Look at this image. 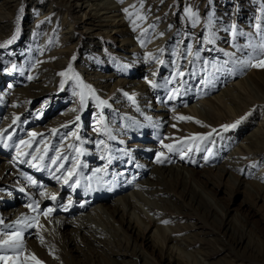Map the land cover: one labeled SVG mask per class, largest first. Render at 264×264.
<instances>
[{
	"label": "rangeland",
	"instance_id": "rangeland-1",
	"mask_svg": "<svg viewBox=\"0 0 264 264\" xmlns=\"http://www.w3.org/2000/svg\"><path fill=\"white\" fill-rule=\"evenodd\" d=\"M3 1L0 0L1 7ZM107 1L128 9L127 20L113 16L103 22L99 17L92 28L89 13L83 17L81 12L68 10L64 6L67 0H37L41 8L36 5L34 9L31 0H19L15 9L0 12V15L5 14L0 19V45H4L0 47V124L10 122L9 131H0V232L5 233L0 235V240L19 231V238L14 240L20 239L26 247L18 245L16 253L9 250L0 255L19 258L23 251L27 256L25 264H143L122 256L112 262L115 256L105 254L106 251L98 247L96 250L84 248L82 243L77 245L79 250H70L65 248L63 240L71 236L73 228L61 229L57 235L52 229L45 231L40 227L42 234L46 232L47 239L50 238L47 240L45 236L40 239L35 225L43 221L47 209H52L47 215L53 220L72 219L79 223L85 218L97 224L103 235L98 240L105 238L113 246L118 241L113 229L118 230L120 225L117 218L110 219L116 201L115 192L110 189L122 186L121 182L124 186L118 173L129 171L134 162L130 158L147 154L149 162L144 163L149 165L144 167L139 163V168H146L140 176L143 180L155 183L157 178L150 177V170L163 161L171 166H184L191 173L171 181L167 185L169 193L161 195L162 200L172 202L174 210L159 199L158 205L168 210L165 215L154 217L138 206L152 223L136 240L147 264H188L177 256V251L170 252L168 241L161 245L148 240L154 231V220L169 229L192 226L193 229L181 234L168 229L166 235L187 245L185 252L193 257L190 264H194V259L199 262L201 252L220 249L222 245L218 240L226 245L231 243L228 226L237 230L243 244L229 246L228 252L214 256L209 263L264 264V193L252 185L258 177L264 186V156L256 158L255 162L243 155L239 157L238 163H245L243 169L240 173L230 172L236 184L228 175L220 173V168L228 164L225 157L237 151L241 137L264 125V67L256 66L264 61V0H168L169 4L167 0ZM92 3L100 2L93 0ZM189 8L196 14L194 17L188 14ZM44 9H50L51 14L45 19H36ZM112 23L122 24L117 33L106 31L107 25ZM65 28H71L74 38L69 53L60 58L64 64L47 60L50 65L43 72L38 66L40 58L62 50L60 41ZM165 35L169 40H165ZM9 40L12 42L8 43ZM155 44L161 45L164 56L150 57ZM184 66L189 78L177 72L178 69L183 72ZM62 72L66 75L61 76ZM108 75H113V80L108 82L110 85L120 81L111 91L100 84V77ZM246 78L241 92L230 91L229 98L225 99L229 110L216 104L215 95ZM153 83L158 86L152 87ZM143 88L153 95L149 103L142 100ZM187 94L192 96L183 100ZM199 97V101H210L213 106L201 105L199 110L191 111L189 107L195 106L192 101ZM173 98L176 105H169L165 113H178L171 116L172 125L165 133V129L158 126L157 115L163 113L162 106L158 105H162V100L168 102ZM71 105L74 108L67 111ZM234 124L235 127L227 130L223 127ZM18 129L20 133H16ZM32 133L37 135L33 137ZM21 141L31 142V145ZM99 141L104 143L98 146ZM226 142L222 152L214 151L213 147ZM170 144L173 145L171 151L165 147ZM244 145L242 143L240 148ZM37 148L39 151H34ZM158 152L162 155L156 157ZM33 155L44 156V159H33ZM63 157L71 160H66L63 170L55 175L59 170L51 171L55 169L51 161L57 159L60 164ZM77 161L79 177L76 180L69 167ZM5 165L19 175H11V170L3 171ZM105 167L108 175L99 180L103 177L95 170ZM136 169L131 172L139 174ZM49 176L52 180L56 177L55 181H46ZM133 177L138 180L136 175ZM125 187L124 190L129 189ZM193 189L212 202H207V209L203 207L205 203L198 207L184 197L183 192ZM91 190L96 196L99 192L107 195L95 198ZM41 193L55 196L56 200L41 202L38 200ZM126 193L130 195V191ZM66 205H70L71 212L66 211ZM33 208H37L34 212L37 218L27 224L31 225L28 228L33 236H24L22 230L26 226H21L25 222L13 225V217L16 213L33 214ZM95 209L104 215L96 217ZM44 242L43 251L41 243ZM6 264H10L9 261Z\"/></svg>",
	"mask_w": 264,
	"mask_h": 264
},
{
	"label": "bare ground",
	"instance_id": "bare-ground-1",
	"mask_svg": "<svg viewBox=\"0 0 264 264\" xmlns=\"http://www.w3.org/2000/svg\"><path fill=\"white\" fill-rule=\"evenodd\" d=\"M63 1L66 2V0H63ZM67 1H68V3H66V5H64V6L66 8H68V10L81 12L83 17H86L87 13H89L88 16H90V18H92V19H90V22L93 23V24H90L92 28H93V26H95V21H97V20L99 21V17L102 18L103 22L107 19L113 18V16L116 17L115 19L123 17V19L125 18L127 20L126 8L121 6V5L115 6V5H113L114 2L111 3L107 0H99V2H100L99 4H94V3H92L93 0H67ZM18 2H19V0H4L1 3V5L3 7L0 6V12L2 10L5 12L7 10L11 11L12 9H15ZM169 3H170V1L167 0L166 4H169ZM31 4L33 5V9H34L35 6L38 5L37 0H31ZM38 6H39V8H41V4H39ZM91 8H94V9H91ZM83 10H85V11H83ZM4 12H2V14L0 15V19H3V17H4L3 15H5ZM50 14H51L50 9H46V10L44 9L42 12L37 14L36 19L39 17H41L40 20L45 19ZM0 22H1V20H0ZM113 23L107 25V27H109V28H107L106 31H109L110 33L111 32L117 33L118 26H121L122 24L115 26V25H113ZM125 23L127 26H129V23L128 24H127V22H125ZM99 27H101V26H99ZM162 32H163V30H162ZM73 38H74V32L71 30V28H65L63 30L62 39L60 41V42H62L60 44V49H62V50L57 49L54 52H49V53H47V55L41 57L40 58L41 62L38 64L39 69L43 70V72L47 69V65H50V64L46 63L47 60H53L54 59L55 64L63 65L64 61L60 58H63V56H66V54L69 53V51H70L69 46H70ZM166 39L169 40L168 35L165 37V40ZM125 42H126V39H123L122 43H125ZM160 47H161V45H158V44H155V46L152 47L153 49L150 52L153 55L150 56L151 58L158 56V55L164 56L165 51H163V49ZM42 50L44 51V53H46V51L44 50V46H43ZM186 71H187V69L184 66L183 73L186 76V78H189V77H187ZM45 74L48 75V73H45ZM100 78H101L100 84L104 88H108L110 91L115 88V84L117 82H120V81H117L114 84L110 85L108 82L110 80H113V75H108L106 77L101 76ZM49 79H51V77H49ZM247 80L248 79L246 78L244 80L236 81L233 83V86L231 89H225L223 92L215 95L213 97V99L215 100L216 104H219L221 108L225 106L229 110L228 105H227L228 100H225V99L229 98L228 97L230 94L229 92L230 91L236 92L237 90H239L236 92L238 94L239 92H241L240 90L244 87L243 84ZM141 91H143L142 100L144 102L149 103L152 100L153 95H150V92L148 90H146L145 88L141 89ZM47 92H45L44 94H46ZM191 96H192L191 94H187L182 99L187 100ZM37 97H41V96H37ZM30 98H32V96H30ZM30 98H28V100ZM171 100H173V102ZM175 100H176V98L170 99L168 102L162 100V102H163L162 105H158V106H162L161 112H163V113H160L159 115H157V118L159 121L158 126L164 128L165 133L169 132L168 129L172 125V121H173L172 117L175 116V113L176 114L178 113L176 111L170 112V114L165 113L168 111L169 105H171V106L176 105L175 103H177V101H175ZM199 100H200V97L198 99H195L192 101L195 104V106L189 107V109L191 111L193 110V108L199 110L201 108L200 107L201 105L209 104V105L213 106V104H211L210 101H207V100L199 101ZM25 102H27V100H25ZM72 107L74 108V106L71 105V107L67 111H70ZM174 107H172L171 109H173ZM66 113H68V112H66ZM204 114H208V112L207 113L204 112ZM195 115L200 117L197 113ZM9 123L10 122L8 120V121H5L4 123L0 124V131H9ZM193 129H194V131H197V130H195V128H193ZM18 132H19V129L17 130L16 133H18ZM240 141H241V143H240L239 147H236L237 151L235 153H231L230 155H227L228 157H225V159L228 160L227 167L220 168V173L228 175V177L232 181H233V179H232L233 177H232L230 172L237 171L238 173H240L241 169H243V166L245 164V163H243L244 161L241 163H238L239 160H237V159L239 157H241L243 155V156H246L248 158H251L252 162H255L257 160L256 158L262 159V157L264 156V125L262 128L257 127L255 129H251L249 131V133L244 134L241 137ZM242 143H244L245 145L243 146V148H240V147H242L241 146ZM227 144H228V142H226L223 146H221L222 145L221 144L218 148L213 147L214 151L215 152H222V150L224 149V146H227ZM152 150H155V148H152ZM158 154H159V152L155 154L156 157L158 156ZM148 157L149 156L147 154H143V155L137 156L136 158H130V159H133L134 162L131 164L129 171L128 172L122 171V173H118V177H119V179H121L124 182V186H123L122 182L120 184L122 186L117 185L114 188H112L113 186H111L112 189H110V192H112L113 194L115 192L114 197H115L116 201H115V206L113 208V211L111 212V218L110 219L113 220V219L117 218L119 221V225H120L118 230L113 229L115 231V235H117L116 237L118 239V241L115 242L113 246L109 245L106 242L105 238H104V240H100V239L98 240L100 235L103 237V235L101 234V228L97 224H91L88 220H85V218H84V220L80 221L79 223H75V220H72V219L59 221L57 219L56 220L51 219L50 215H46L44 218H42V220H43L42 222H40V223L37 222L35 225L36 226L35 231L37 234H39L40 239L46 237V232L43 235L42 234L43 231L40 227H44L45 231H46V229L47 230L52 229V231H54V233L57 235L60 234L61 229H64V228L67 229V227H70V228H73L72 229L73 231L71 232V236H68V237L64 238V240H63L65 248H71L70 250L77 251V250H79V249H77L78 243H82L84 245V248H88V249L91 248V249L96 250V247H98L102 251L105 250L106 251L105 254L107 253V254H110V256H115L116 258L114 259V261L112 260V262H116L117 260L120 259L119 256H122V257H130L133 259L135 258L136 263L137 262H140V263L143 262V264H147L145 258L141 255L139 249L137 248L136 240H137L138 236H140L141 234H144L145 231L148 230V228H150L152 223L150 220H148L147 217H145L141 213L138 206H141L143 209L146 210V212L148 214H151V216H154V217H156L157 215H165V213L167 214L168 210L166 208H164L165 206L161 207L158 205V202H157L158 199H159V201L161 200V201L165 202L166 204H168L167 206L172 208L173 207L172 202H170V200H162L161 195L162 196H163V194L167 195V192H168L167 185L171 181L175 182V179L179 180V179H182L183 176L187 177V176H189V174H191L187 170V168H185L184 166H181V165L171 166V165H169V163L163 164V162H164L163 161L162 165L156 166L154 169L150 170V177L156 176V178H157V181L155 183L150 182L147 179L143 180V178L141 179L140 176L143 174V172H144L143 170H146V168L145 169L143 167L139 168V163H140V165L142 163L141 166H144V167H145V165H149V164L144 163V162H149ZM138 159H140V162L136 161ZM36 160H39V158L37 157ZM66 160L69 162L71 159H64L62 162H60V164H64L65 162H67ZM142 160H143V162H142ZM233 162H235L236 165L233 164ZM57 163L58 162L56 159V163L54 166L55 169L51 170L52 172H56L57 170H59L55 175H58L63 170V168L59 167L60 164H57ZM223 163L226 164V162H223ZM229 163H231V165H229ZM77 164H78V161H77V163H75L74 165H71L69 167V172L70 173L74 172V177H76L75 178L76 180L78 179L77 177H79V174H78L79 171L77 170L79 165H77ZM38 165H40V164H38ZM2 167H3L2 168L3 171L11 170L12 171L11 175H16V176L19 175V173H16V171L14 169L8 168L6 165L2 166ZM134 168L135 169L138 168V169H136V172H138L139 174H135V173L131 172ZM150 168H152V165ZM99 170L100 171H97V170H95V171H96V173H98L100 175L99 176L100 178L103 177L102 179H99V180H103L104 177H106L108 175L107 174V168L105 167V168L99 169ZM135 175L138 178L137 181L134 180L133 176H135ZM55 178L56 177H54V179L52 180L49 176L48 177L49 180L47 179L46 181H49V182L55 181ZM66 179L67 178H65V180ZM65 180H63V183ZM234 184H236V182H234ZM252 185L258 191H260L261 193L262 192L264 193V186L261 183L260 178L257 177L256 180L253 181ZM125 186H128L129 189L124 190V188H126ZM246 188H248V187H246ZM127 191H130V195H128L126 193ZM186 192H183L184 197L186 196L187 199H189L190 201L195 203V205H197L198 207L203 205V203H205V205L203 207L207 209V206H206L207 202L212 203L209 199H207L208 197H205V195L203 193H201L200 191H198L197 189H193L191 191L187 190ZM90 193H92V196L95 198H97V197L104 198L102 196L107 195V193L102 195L103 193L101 194V192H99V194L96 196V193L95 192L93 193L92 190ZM116 196H119V197L116 198ZM35 197L38 198L39 196L36 194ZM132 199L137 203V205L135 204V202L132 201ZM38 200H40L41 202L51 201L52 203L54 201L46 193H45V195H42ZM69 206L66 205L64 208L66 209V211L69 210L71 212L72 210L69 209ZM172 210H174V208H172ZM94 211H95L94 215L98 218H99V216L101 217L104 215L103 213H101V210L95 209ZM34 212L35 211H33V214L27 213L24 215H19V213H16L13 217L14 218L13 225L18 224L17 221L25 222L24 225H22L23 223L19 224V225H22L21 227L26 226V229L24 228V230H22V233L25 234L24 236H30V237L33 236V234L30 233V228H28L29 225H27V224H29L30 221H33L37 218V216H34ZM175 214H177V212H175ZM6 215H8V214H6ZM160 225L161 224L160 223L158 224V222H156L155 220L153 221L154 231L149 235L148 240L150 239V240H152V242H154V243L157 242L156 244L160 243L161 245H163V244L165 245L166 241H168L171 244L169 247L170 252L175 253L177 251V256H179V258L184 260L186 263L190 264L189 262L193 260V257H191L188 253L185 252L184 246H187V245L179 244L176 242V240L171 239L172 237H170V238L167 237L166 235L168 233L169 228H164ZM191 229H193L192 226L184 225V226L178 227L177 229L170 228L169 230L171 232H175L176 234H179V233L181 234V233H185V232L187 233ZM227 231L230 234V237H231L230 242L231 243L227 244L228 245L227 246L224 242L218 240L217 242L220 243L222 245V247L220 249H216L215 251H213L211 253L210 252H201L200 256L202 258L199 257L200 258L199 262H197V260L194 259V264H211V263H209V260H212V258L214 256H217L220 253L228 252L229 246L238 247V246L243 244L242 238L239 236L240 234L237 232L236 229H234L232 226H228ZM118 233H120V235L121 234L124 235V237L123 236L121 237L120 235H118ZM72 234H74V235H72ZM46 239H47V237H46ZM46 239H43V240H46ZM49 239H47V240H49ZM14 241L17 245L22 246L23 249H26L25 245L22 244L23 242L21 243L20 239H19V241H16V240H14ZM29 243L32 244L31 242H29ZM45 244H46L45 242L41 243L42 248H44L43 251L46 249ZM43 251H41V252H43ZM16 252H17V250L15 249V253ZM18 257L19 258L7 257V261H9L10 264H25L26 263V257L27 256H26L25 252L20 251ZM84 264H88V263L84 262Z\"/></svg>",
	"mask_w": 264,
	"mask_h": 264
},
{
	"label": "snow or ice",
	"instance_id": "snow-or-ice-1",
	"mask_svg": "<svg viewBox=\"0 0 264 264\" xmlns=\"http://www.w3.org/2000/svg\"><path fill=\"white\" fill-rule=\"evenodd\" d=\"M22 11V10H21ZM127 11V10H126ZM187 12H188V14L190 15V16H195L196 14L194 13V12H192V9L191 8H189V9H187ZM16 37L15 36H13V40L15 39ZM12 42V40H9L8 41V43H11ZM209 42H211V41H209ZM4 45H0V47H3ZM262 47H264V45H262ZM188 51H189V54H191V47L189 46V48H188ZM199 58V55H198V53H197V59ZM161 63H163V61H160ZM256 66H261V67H264V61H262L259 65H256ZM71 71V66H69V72ZM177 72H178V74L180 75V76H183L184 75V73L183 72H181V71H179V69L177 70ZM60 75L61 76H65L66 74L64 73V72H62V73H60ZM29 79H31V77H29ZM77 79H79L78 77H77ZM171 82V80H169L168 81V83H170ZM151 83V82H150ZM158 85H156V84H152V87H157ZM88 91L89 92H91L92 90L89 88L88 89ZM93 95H94V93H93ZM81 103L83 104L84 103V96H83V94H81ZM101 104H103V103H105L104 101H101L100 102ZM17 120L19 119V117H17L16 118ZM76 119L77 120H79L80 119V117L79 116H77L76 117ZM179 119H181V120H191L192 118L191 117H179ZM16 121L14 120L13 121V123H15ZM196 123H200L199 121H196ZM239 123V121H237V124ZM236 125L234 124V125H224L223 127H224V129L225 130H227L229 127H235ZM65 127H67L66 125H65ZM33 137H35L37 134L36 133H32L31 134ZM193 139H195V137H193ZM201 139H204L203 137L201 138ZM21 143H24V144H27L28 146H30L31 145V142H28V141H21ZM40 143H43V141H40ZM104 142L103 141H99L98 142V146L100 145V144H103ZM7 146V145H6ZM165 147H167L170 151L171 150H173V145H165ZM34 151H39V148H37V149H35ZM47 151V149H45V152ZM77 151H79V149H77ZM24 155H28V153H24ZM160 155H162V154H158V156H160ZM33 159H36L37 157L36 156H34L33 155V157H32ZM57 158H59V156H57ZM39 159H41V160H43L44 159V156H40L39 157ZM63 159H67V157H63ZM23 162V161H22ZM53 164H55L56 163V160L55 159H52V161H51ZM158 163H160V162H162L161 160H158L157 161ZM109 163H111V161H109ZM34 167H35V165H33ZM59 167L60 168H63V164H60L59 165ZM84 167H87V165H84ZM97 171H100L99 169H97ZM30 179V178H29ZM32 183H35V181H32ZM76 183H79V181H76ZM21 191H23V190H21ZM41 195H43V193H41ZM51 199L52 200H56V197L55 196H52L51 197ZM29 207H32L31 205H29ZM37 208H38V205H37ZM37 208H33V211H36L37 210ZM52 211V209H47V212L46 213H44L45 215H47L48 213H50ZM35 219V218H34ZM0 223H2V221H0ZM17 223H21V221H17ZM165 223H167V222H165ZM29 226H31V225H29ZM0 235H5V233H3V232H0ZM19 235H20V233H19V231H17V232H14V233H12L9 237H8V239H5V240H0V252H6V251H9V250H15L17 247H18V245L15 243V241H14V238H16V239H18L19 238ZM33 259H35L34 257H33ZM0 261H5V264H6V262H7V257L5 256V255H0ZM37 264H39V262H37Z\"/></svg>",
	"mask_w": 264,
	"mask_h": 264
}]
</instances>
